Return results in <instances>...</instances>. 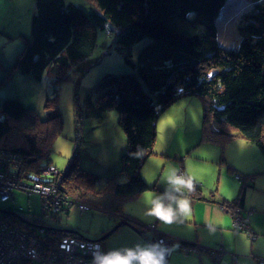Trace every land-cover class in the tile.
<instances>
[{"label":"trees","instance_id":"obj_1","mask_svg":"<svg viewBox=\"0 0 264 264\" xmlns=\"http://www.w3.org/2000/svg\"><path fill=\"white\" fill-rule=\"evenodd\" d=\"M93 1L94 8L86 12L65 0H34L30 38L10 68L36 81H41L49 70L56 85L67 79L73 65L90 57L98 29L110 26L109 32L116 30L115 49L133 71L106 76L100 83L103 93L89 102L86 111L92 117L112 110L118 112V125L126 138V148L118 158L119 172L126 180L118 183L115 174L99 176L73 161L68 171L74 176L67 174L68 179H63L72 199L122 215L123 200L149 190L140 169L153 153L156 119L159 112L183 96L197 95L206 101L201 140L226 144L235 137L242 138L264 156V0H253V10L240 19L238 30L245 38L234 48L220 46L217 41L215 22L226 0ZM144 38L151 41L134 60L133 46ZM55 85L44 100V119L33 109H26L17 98L0 103V144L11 131V121L23 122L30 117L48 129L51 139L45 150L37 134L25 135L19 146H0V152L11 151L23 160L25 178H31L36 165L39 168L49 164L50 145L60 132L62 115ZM84 111L79 117L84 116ZM53 127L57 134L52 133ZM43 160H47L45 164ZM243 198L241 192L232 204L242 207ZM15 217L7 215L27 228L26 219ZM120 218L144 235L146 225L126 214ZM249 231L253 235L247 226L248 234ZM46 234L57 242L65 235H75L51 228ZM180 245L203 249L197 243ZM257 263L263 264L259 260Z\"/></svg>","mask_w":264,"mask_h":264},{"label":"rangeland","instance_id":"obj_2","mask_svg":"<svg viewBox=\"0 0 264 264\" xmlns=\"http://www.w3.org/2000/svg\"><path fill=\"white\" fill-rule=\"evenodd\" d=\"M65 1L86 12L91 11L95 4L93 0ZM252 2L253 0H226L216 19L218 38L222 45L233 48L239 45L238 23L242 16L253 10ZM33 13L34 0H0V103L4 99L17 98L26 109H33L44 119V100L55 85L53 75L48 70L41 81H36L16 68L10 69L16 55L30 38ZM109 29L110 26H106L104 30L98 29L96 46L90 57L81 64L73 65L68 71L67 79L55 85L59 92L58 107L62 122L60 132L50 145V161L47 166H56L62 177L59 192L65 191L63 179L66 181L67 174L71 175L72 172L64 170L73 161L79 168L99 176L115 174L118 183L126 180L119 172L118 158L126 148V138L118 125V112L112 110L102 113L100 117H92L88 114L89 110L86 111L89 102L95 101L103 93L104 87L100 83L106 76L133 71L125 63L122 54L115 49L116 30L109 32ZM150 41L149 38H144L133 46L134 60L140 49ZM205 102L197 95L183 96L159 112L153 153L140 169V174L150 189L123 200L120 211L122 215H139L147 225L155 223L158 230L164 233L171 231L167 235L175 240H199L197 244L203 249L195 252H184L180 246H173L172 256L167 258V264H258V260L264 264V156L255 145L242 138L235 137L226 144L201 140ZM83 111L85 114L81 118L79 116ZM9 123L11 131L1 142V148L23 144L27 134H37L43 150L50 142L48 129L40 125L38 120L28 117L23 122ZM54 130L53 127L52 133L57 134ZM46 161L43 160L42 163L45 164ZM42 163L40 162L41 165ZM20 166L23 168L24 164ZM45 167L37 168L36 165L33 171L35 182H40V169ZM22 168L19 167L20 171L18 169L14 178L19 177V173L21 179L26 176ZM173 168L178 172L181 170L186 178L191 179L193 188L191 192L184 190L189 201L187 215L165 225L144 213L148 201L165 187L164 179ZM5 172L8 173L6 167L2 173ZM44 185L48 183L44 181ZM54 188L56 190L57 185ZM241 192L244 206L240 207V211L249 223L248 229L253 235L250 231L249 235L246 230H236L230 216L224 215V210H221V203L226 205L227 210L232 209V203L240 197ZM72 202L71 206L64 207L63 212H52L53 210L43 207L42 195L14 190L11 199L0 203V210L40 223L45 231L49 228L76 231L93 241L109 231L122 216L97 208L81 213L75 204L78 202L74 199ZM130 230L132 228L129 226H120L103 243L117 248L130 247L134 245L129 235ZM36 237L34 232L29 234L30 244L36 242ZM169 242H172L171 239ZM17 243L20 244V241ZM49 243L57 246L59 242L50 239ZM42 245L49 244L42 241ZM219 247L224 249L222 255H225L219 263H215L212 255L205 249ZM53 253L51 251L50 256Z\"/></svg>","mask_w":264,"mask_h":264},{"label":"built area","instance_id":"obj_3","mask_svg":"<svg viewBox=\"0 0 264 264\" xmlns=\"http://www.w3.org/2000/svg\"><path fill=\"white\" fill-rule=\"evenodd\" d=\"M20 165H22V162L17 154L5 151L0 152V203L11 199L13 197V191L19 190L26 194L42 195L43 207L53 210L52 212L57 211L60 206L64 209L66 205L71 206L73 204V199L66 192L65 187V191L59 192L58 190L62 177L56 166L50 165L46 166L44 169L41 168L40 170L42 173L38 177L40 182H35L33 173L30 174L31 178L24 177L21 179V176L17 178L13 177L19 167L22 168ZM5 167L8 173H2ZM68 169L67 167L64 171ZM179 173L184 175L181 170ZM3 176H6V178ZM49 176L51 179H48ZM44 181L47 182L48 185H44ZM54 185H57L56 190ZM75 204L81 213L88 210L85 204ZM7 215L6 213H0V264H91V250L95 245H101L100 242L90 241L75 234L60 239L57 246H51L49 240L53 238H47L43 225L26 219L24 224L27 228H25L24 226L18 225L10 218H7ZM11 215H13V217L17 216L16 214ZM234 227L238 230L247 229L246 222L239 217H236ZM150 228L152 229L154 226L150 225ZM32 232H34L37 237L35 240L36 242L30 244L29 234ZM43 234H45V236H43ZM17 238H19L17 241H20V244L17 243ZM157 240L163 241L170 246L169 240L163 236L157 237L155 241ZM42 241H46L50 246H43ZM183 249L189 250V248ZM192 250L197 251L195 249ZM51 251H54L52 256H50ZM216 251L217 252H215V250L212 251V257L218 260L216 259V255L220 254L221 256L223 250L218 248Z\"/></svg>","mask_w":264,"mask_h":264},{"label":"clouds","instance_id":"obj_4","mask_svg":"<svg viewBox=\"0 0 264 264\" xmlns=\"http://www.w3.org/2000/svg\"><path fill=\"white\" fill-rule=\"evenodd\" d=\"M164 184L163 190L148 201L144 215L170 225L187 215L189 201L184 190L191 192L193 185L191 179L181 175L175 168L166 175ZM152 231H155L154 228L146 229L143 233L144 238L148 237V242H137L130 247L104 250L101 245H95L91 250V264H167L172 247L163 241H155L157 236L151 234Z\"/></svg>","mask_w":264,"mask_h":264},{"label":"crops","instance_id":"obj_5","mask_svg":"<svg viewBox=\"0 0 264 264\" xmlns=\"http://www.w3.org/2000/svg\"><path fill=\"white\" fill-rule=\"evenodd\" d=\"M226 202V201H225ZM234 205V204H233ZM220 206H221V210H224L223 211V214L224 215H226V214H228L229 216H230V218H231V220H232V224H233V227H234V225H235V219H236V217H239L240 219H242V220H244V222H246V225L249 227V223H247V221H246V219H244L242 216H243V214H241V209H240V206H237L236 204L234 205V207H232V209H230V210H227V207H226V205H223L222 203L220 204ZM243 206H244V203H243ZM242 206V207H243ZM241 207V208H242ZM238 215V216H237ZM129 217H134V218H136L140 223H143L144 225H146V229H149L150 227H148V226H150V225H152V223H149L148 225H147V222L145 223V222H143L142 220L143 219H141V217L139 216V215H128ZM149 222V221H148ZM160 224V223H159ZM153 225H154V230L155 231H152L153 233H151V234H154L155 236H157V237H160V236H163V237H165V238H167L168 240H170L171 239V241L172 242H169V244H171V247H172V249H173V246H175V245H177V246H181L180 244H181V242H187V243H197V242H188V241H184V240H182V239H179V240H175L174 238H171L170 236H168L167 234H168V232H170V233H172L171 231H168L167 233H164V232H162V231H159L158 230V228H157V226H156V224L155 223H153ZM127 226V225H126ZM129 227H131L132 228V230H130L131 232H129V235H130V237H131V239L133 240V242H134V244H136L137 242H141V241H143V242H148V240H146V238H144L143 237V235L142 234H140L138 231H136V230H134V228L132 227V226H129ZM235 228V227H234ZM236 230H238V229H236ZM240 231V230H239ZM151 240V239H150ZM152 241H153V239H152ZM151 242V241H150ZM103 248L105 249V250H109V249H116L117 247H113L111 244H109V243H104V246H103ZM184 252H190V251H193L192 249H190L189 248V250H184L183 248H184V246H182V247H180ZM172 249H171V251H170V253H169V255H170V257L172 256ZM209 250V249H208ZM208 250H205L206 252H208ZM213 250H216V249H211V255H212V251ZM204 251V252H205ZM169 255H168V258H169ZM224 255H225V253L222 255V257H221V259L218 261V263L222 260V258L224 257ZM205 260V259H204ZM204 260H203V263H204ZM212 260H213V257H212Z\"/></svg>","mask_w":264,"mask_h":264},{"label":"water","instance_id":"obj_6","mask_svg":"<svg viewBox=\"0 0 264 264\" xmlns=\"http://www.w3.org/2000/svg\"><path fill=\"white\" fill-rule=\"evenodd\" d=\"M0 212L1 213H7V214H12L11 212H7V211H4V210H0ZM123 225H127V226H132L131 224H129L127 221H124V220H122V221H119V222H117L109 231H107L104 235H102L99 239H96L95 241H97V242H103L110 234H112L117 228H119L120 226H123ZM134 230H136L135 228H134ZM64 231H66L67 233H72V234H76V235H79V233L78 232H76V231H71V230H64ZM137 231V230H136ZM84 239H87V240H90L91 241V239H88V238H85V237H83Z\"/></svg>","mask_w":264,"mask_h":264},{"label":"bare ground","instance_id":"obj_7","mask_svg":"<svg viewBox=\"0 0 264 264\" xmlns=\"http://www.w3.org/2000/svg\"><path fill=\"white\" fill-rule=\"evenodd\" d=\"M253 3V2H252ZM216 23V22H215ZM216 29H217V41H218V43H219V45L220 46H224V45H222L220 42H219V38H218V35H219V30H218V28H217V26H216ZM238 32H239V37H240V41L243 39V38H245V36H244V34L243 33H240V31L238 30ZM239 41V42H240ZM225 47H227V46H225ZM227 48H233V47H227ZM19 176H21V173H19ZM83 204V203H82ZM87 209L88 210H90V209H92L90 206H87ZM54 212H63V207L62 206H60L59 208H58V210L57 211H54ZM220 248V247H219ZM221 257L222 256H220V254H218V255H216V259H218V260H220L221 259Z\"/></svg>","mask_w":264,"mask_h":264}]
</instances>
